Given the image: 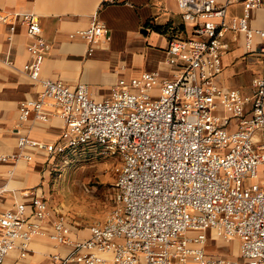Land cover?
I'll use <instances>...</instances> for the list:
<instances>
[{
  "label": "built area",
  "instance_id": "1",
  "mask_svg": "<svg viewBox=\"0 0 264 264\" xmlns=\"http://www.w3.org/2000/svg\"><path fill=\"white\" fill-rule=\"evenodd\" d=\"M177 1L192 33L170 41L168 63L181 71L172 79L144 73L129 83L120 80L100 101L85 84L73 88L42 78L50 45L39 17L17 15L30 41L24 70L40 92L20 104L15 131L20 151L2 160L32 161L28 149L68 160L98 150L121 160L114 170L115 208L103 223L90 226L89 239L72 243L71 254L54 255L56 264H264V73L254 78L251 95L218 84L228 31L244 34L249 51L260 38L264 64V29L250 25V12L264 8V0ZM240 3L244 14L228 20L229 6ZM109 36V28L95 19L71 38L95 44ZM53 117L64 121L59 140H32L29 122ZM49 214L42 195L0 213V264L16 250L20 259L27 258ZM52 229L55 243H71L72 226L64 213ZM209 232L226 242L237 237L239 256H209Z\"/></svg>",
  "mask_w": 264,
  "mask_h": 264
},
{
  "label": "crops",
  "instance_id": "2",
  "mask_svg": "<svg viewBox=\"0 0 264 264\" xmlns=\"http://www.w3.org/2000/svg\"><path fill=\"white\" fill-rule=\"evenodd\" d=\"M120 1L104 5V0H0V213L18 204H31L35 195L44 196L50 205L49 216L41 221L44 234L32 241L27 258L20 259L16 250L5 264H56L54 255L71 254L72 243L89 239L90 226L103 223L108 216L107 211H101L100 205L92 202L88 207L77 201L69 203L70 206L65 204L63 197L52 189L49 170L53 158L47 152L28 149L32 161L2 160L20 151L15 133L19 127L20 104L36 99L40 92V87L24 70L31 59L30 41L27 28L19 25L17 15L32 12L39 17L43 36L50 45L42 78L61 81L73 88L85 84L92 98L100 101L110 96L120 80L129 83L144 73H157L161 80L174 78L181 69L168 63L170 41L192 36L177 0ZM243 14L241 3L231 5L227 19ZM2 17L8 20L2 21ZM95 19L109 28V39L101 38L93 44L79 37L71 38L78 30L89 28ZM12 25L15 32L11 34ZM250 25L264 29V8L250 12ZM223 42L227 50L219 86L251 95L254 78L264 73L262 40L257 38L253 51H249L244 34L228 31ZM91 48L94 50L90 53ZM63 130L64 121L59 117L48 122L32 119L27 134L34 141L51 143L59 140ZM60 212L72 226L71 243L57 244L50 239L53 222ZM32 221L39 220L32 218ZM218 239L222 238L209 232L205 247L209 256L223 259L239 256V245L235 247L234 240L225 243Z\"/></svg>",
  "mask_w": 264,
  "mask_h": 264
},
{
  "label": "rangeland",
  "instance_id": "3",
  "mask_svg": "<svg viewBox=\"0 0 264 264\" xmlns=\"http://www.w3.org/2000/svg\"><path fill=\"white\" fill-rule=\"evenodd\" d=\"M120 165L119 158L103 157L98 150H88L84 155L72 156L69 160L53 159L49 170L52 189L63 197L66 205L77 201L83 203V207H88L87 204L92 202L99 204L101 211H107L109 214L116 206L114 170ZM218 240L225 242L222 239ZM234 241L235 247L238 245L240 247L237 237Z\"/></svg>",
  "mask_w": 264,
  "mask_h": 264
}]
</instances>
